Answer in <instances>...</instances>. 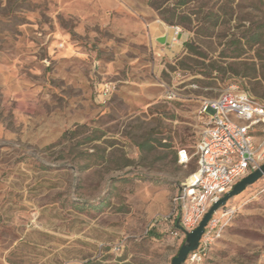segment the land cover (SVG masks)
<instances>
[{
    "label": "rangeland",
    "instance_id": "obj_1",
    "mask_svg": "<svg viewBox=\"0 0 264 264\" xmlns=\"http://www.w3.org/2000/svg\"><path fill=\"white\" fill-rule=\"evenodd\" d=\"M236 3L213 30L178 0H0V264H171L185 236L156 220L196 168L204 102L264 103L255 51L225 56L230 32L262 17ZM224 209L208 255L184 264H264V177Z\"/></svg>",
    "mask_w": 264,
    "mask_h": 264
},
{
    "label": "built area",
    "instance_id": "obj_2",
    "mask_svg": "<svg viewBox=\"0 0 264 264\" xmlns=\"http://www.w3.org/2000/svg\"><path fill=\"white\" fill-rule=\"evenodd\" d=\"M180 31L175 27L173 39L181 37ZM104 91L109 88L105 86ZM201 115L204 126L195 147L196 168L172 198L169 212L156 220L170 222L176 233H182L176 227L178 219L186 231L194 230L214 203L264 164V103L245 91L229 90L204 102ZM179 160L187 164L185 149L179 152ZM231 211L221 207L214 212L187 262L205 259ZM121 249L120 243L112 248Z\"/></svg>",
    "mask_w": 264,
    "mask_h": 264
},
{
    "label": "trees",
    "instance_id": "obj_3",
    "mask_svg": "<svg viewBox=\"0 0 264 264\" xmlns=\"http://www.w3.org/2000/svg\"><path fill=\"white\" fill-rule=\"evenodd\" d=\"M192 0H178V7L180 10V17L182 20L188 19L191 21V16L193 14H198L199 11L203 12L202 8L199 11H194L190 8V3ZM249 2V7L253 10H260L262 17L257 21H252L240 34H237L234 31L230 32L231 37L227 40L226 46L228 54L226 57L230 58H239L242 55L254 50L256 60L252 61L253 68L259 66L260 77L264 81V0H247ZM239 3H236V0H225L218 8L220 13H214L213 11L207 10L204 13V19H209L212 21V29L214 27H219L225 25L232 21L234 12L236 11ZM203 6V5H202ZM201 6V7H202ZM159 9V8H158ZM175 12L171 16H163L166 21L172 22ZM223 17V19H222ZM235 26L229 27L230 29ZM202 30L203 34L206 36H211V26H201L199 28ZM186 49L193 53L197 54L194 42L187 41L185 42ZM245 77H248V74H244Z\"/></svg>",
    "mask_w": 264,
    "mask_h": 264
},
{
    "label": "water",
    "instance_id": "obj_4",
    "mask_svg": "<svg viewBox=\"0 0 264 264\" xmlns=\"http://www.w3.org/2000/svg\"><path fill=\"white\" fill-rule=\"evenodd\" d=\"M158 41L162 44L167 42V36H161L157 38ZM264 175V164L248 176L244 177L238 183H236L233 188L227 192L219 201L214 203L208 212L204 215L203 219L199 223V225L192 231H186L180 224V219L176 222V227L185 234V240L181 245L178 254L173 257L171 264H184L187 256L190 252L196 250L199 245L200 238L204 232V228L207 225L208 221L212 217L215 211L220 209L221 207H225L228 200L235 195L240 194L242 191L246 189L247 186L255 183Z\"/></svg>",
    "mask_w": 264,
    "mask_h": 264
},
{
    "label": "crops",
    "instance_id": "obj_5",
    "mask_svg": "<svg viewBox=\"0 0 264 264\" xmlns=\"http://www.w3.org/2000/svg\"><path fill=\"white\" fill-rule=\"evenodd\" d=\"M151 23H152V24H157V21L154 20V19H152V20H151ZM165 35H166V33L163 32L162 34L157 35L156 38L161 37V36H165ZM166 36H167V35H166ZM167 40H168V39H167Z\"/></svg>",
    "mask_w": 264,
    "mask_h": 264
}]
</instances>
